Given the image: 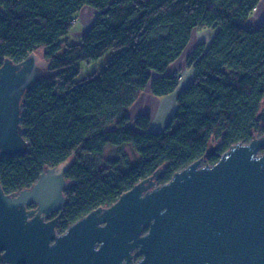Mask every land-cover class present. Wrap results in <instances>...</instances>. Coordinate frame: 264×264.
I'll use <instances>...</instances> for the list:
<instances>
[{
	"label": "trees",
	"instance_id": "1",
	"mask_svg": "<svg viewBox=\"0 0 264 264\" xmlns=\"http://www.w3.org/2000/svg\"><path fill=\"white\" fill-rule=\"evenodd\" d=\"M261 0H0V66L37 52L48 61L43 77L26 93L22 125L30 149L0 158L7 193L20 191L47 168L67 163L71 185L59 230L120 195L160 167L159 183L201 157L212 138L216 162L238 142L264 134V20L246 25ZM84 7L96 10L81 40L60 50ZM198 29L216 30L211 42L188 56L194 78L180 90L162 130L148 113L129 108L150 88L173 93L179 72H167ZM40 49H43L41 52ZM118 50L100 71L77 80L80 61ZM130 145L101 159L107 146ZM0 264H6L0 254Z\"/></svg>",
	"mask_w": 264,
	"mask_h": 264
},
{
	"label": "water",
	"instance_id": "2",
	"mask_svg": "<svg viewBox=\"0 0 264 264\" xmlns=\"http://www.w3.org/2000/svg\"><path fill=\"white\" fill-rule=\"evenodd\" d=\"M48 61L31 52L0 66V158L30 146L26 93ZM264 125V106L258 113ZM217 145L159 183L160 167L61 232L67 163L7 193L0 180V253L6 264H264V134L210 163Z\"/></svg>",
	"mask_w": 264,
	"mask_h": 264
},
{
	"label": "crops",
	"instance_id": "3",
	"mask_svg": "<svg viewBox=\"0 0 264 264\" xmlns=\"http://www.w3.org/2000/svg\"><path fill=\"white\" fill-rule=\"evenodd\" d=\"M89 9L95 11V18L97 13L96 10L91 7H89ZM263 20L264 0H261L253 14L248 19L246 25L254 28L257 27ZM215 32L216 30L213 29H198L195 31L183 53L170 65L167 70V72H179L181 74L178 88L173 93L166 96H155L150 88L145 89L137 101H135V103H133L129 108L130 116L134 118L141 113H148L152 118L151 128L154 130L164 129L175 111L177 106V96L180 90L194 78L193 68L188 65L189 54L194 50L198 43L206 42L209 44L213 39Z\"/></svg>",
	"mask_w": 264,
	"mask_h": 264
},
{
	"label": "rangeland",
	"instance_id": "4",
	"mask_svg": "<svg viewBox=\"0 0 264 264\" xmlns=\"http://www.w3.org/2000/svg\"><path fill=\"white\" fill-rule=\"evenodd\" d=\"M90 10L91 9H89V7H84L81 10V12L78 14L77 18L74 19L71 32L65 36H62L58 41L60 50H62L65 47V45L68 43H74L81 40L83 33L90 27L94 19L95 11L93 10L90 11ZM40 50L41 52H43V49ZM115 53H118V50L110 51L97 60H93L90 62L88 61L78 62V65L81 68V73L78 76L77 80L80 81L82 78L90 76L93 72L100 71L108 63H110ZM179 76L181 78V74ZM211 143L216 144L217 141L212 138ZM121 148L128 155V158L131 161L137 160L138 155L134 153V150L130 145H123L122 147L109 145L106 147L105 151L103 152L101 159L105 160L108 158H115L119 156L121 154L120 153Z\"/></svg>",
	"mask_w": 264,
	"mask_h": 264
},
{
	"label": "flooded vegetation",
	"instance_id": "5",
	"mask_svg": "<svg viewBox=\"0 0 264 264\" xmlns=\"http://www.w3.org/2000/svg\"><path fill=\"white\" fill-rule=\"evenodd\" d=\"M1 254V253H0ZM6 263V262H5Z\"/></svg>",
	"mask_w": 264,
	"mask_h": 264
}]
</instances>
